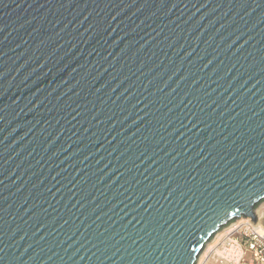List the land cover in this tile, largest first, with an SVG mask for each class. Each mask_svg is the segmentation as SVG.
Here are the masks:
<instances>
[{"label":"water","instance_id":"95a60500","mask_svg":"<svg viewBox=\"0 0 264 264\" xmlns=\"http://www.w3.org/2000/svg\"><path fill=\"white\" fill-rule=\"evenodd\" d=\"M241 216L264 0H0V264H196Z\"/></svg>","mask_w":264,"mask_h":264},{"label":"built area","instance_id":"2783aa9c","mask_svg":"<svg viewBox=\"0 0 264 264\" xmlns=\"http://www.w3.org/2000/svg\"><path fill=\"white\" fill-rule=\"evenodd\" d=\"M231 224L197 259V264H264V225L255 224L249 216H241Z\"/></svg>","mask_w":264,"mask_h":264},{"label":"rangeland","instance_id":"374dc122","mask_svg":"<svg viewBox=\"0 0 264 264\" xmlns=\"http://www.w3.org/2000/svg\"><path fill=\"white\" fill-rule=\"evenodd\" d=\"M262 210H263V207L260 208V211H262ZM234 222H235V221H234ZM227 227H228V226H227ZM227 227H225V228H227ZM223 229H224V228H223ZM223 229H222V230H223ZM222 230H220L218 233H216V235L214 236V238H213L211 241H209V242L207 243V246H206L205 250H206L207 247H208L212 242H214V240L219 236L218 234H219V233L221 234V233L223 232ZM221 231H222V232H221ZM205 250H204V251H205ZM204 251H203V252H204ZM211 264H216V263H215L214 261H212Z\"/></svg>","mask_w":264,"mask_h":264},{"label":"bare ground","instance_id":"6f19581e","mask_svg":"<svg viewBox=\"0 0 264 264\" xmlns=\"http://www.w3.org/2000/svg\"><path fill=\"white\" fill-rule=\"evenodd\" d=\"M234 224H231V225H229V227H232ZM229 227H227V228H224L222 231L224 232L225 230H227ZM221 231V232H222ZM218 233V232H217ZM218 235H220V233L218 234ZM206 248V247H205ZM209 248V246L207 247V249ZM205 250V249H204ZM206 252H207V250H205ZM205 251L204 252H202L201 254H200V256H199V258L201 257V255H203V253H205ZM197 264V263H196Z\"/></svg>","mask_w":264,"mask_h":264}]
</instances>
